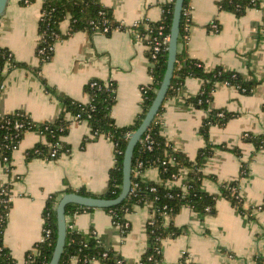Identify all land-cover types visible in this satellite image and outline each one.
<instances>
[{"label": "crops", "instance_id": "crops-1", "mask_svg": "<svg viewBox=\"0 0 264 264\" xmlns=\"http://www.w3.org/2000/svg\"><path fill=\"white\" fill-rule=\"evenodd\" d=\"M19 1L8 0L0 17V46L9 49L16 61L35 68L40 64L35 45L42 0L27 5ZM168 1L100 0L122 28L109 34L81 30L56 41L53 55L41 64L38 74L23 67L8 70L0 91V115L22 110L36 122L58 117L61 104L44 89L39 75L49 87L83 103L89 99L84 86L99 79L115 83V103L111 108L115 124L130 125L140 111L143 88L152 82L147 44L132 27L158 21L162 5ZM217 1H190L187 54L206 70L222 67L245 77L252 74L261 82L250 94L232 85L215 83L208 108L203 109L190 100L200 91L202 81L188 77L177 93L165 100L160 130L173 149L194 159L204 145L199 127L209 110L231 113L225 125L209 128V139L214 145L236 148L239 153L215 148L202 169L208 175L202 188L219 194L223 182L238 179L245 170L239 179V195L246 212L240 213L222 196L216 200L215 216H201L183 207L172 220L177 226L186 225L188 233L162 241V264H179L183 255L197 264H264V208H257L264 198V141L255 149L246 139L249 135H264V0H258V7L248 8L240 17L220 10ZM211 22L218 24L217 30L210 27ZM68 25L66 18L60 23V31L66 33ZM67 118L72 119L68 114ZM62 141L69 147L68 152L54 159L34 157L26 161L25 151L44 142L36 130L27 131L11 154L9 169L5 170L0 161V187L8 184L11 196L3 244L15 264H23L25 254L41 240L42 214L50 195L57 194L59 199L68 187L97 196L106 191L107 173L114 164L112 142L102 135L95 137L86 120L73 119ZM186 173L184 169L180 178L167 180L166 186L180 185ZM140 177L162 182L156 167L145 168ZM150 217L147 205L135 206L125 216L129 229L124 235L102 208L82 211L69 224L82 233L92 229L105 247L133 264L147 248L146 223ZM88 264L102 263L93 260Z\"/></svg>", "mask_w": 264, "mask_h": 264}, {"label": "trees", "instance_id": "trees-1", "mask_svg": "<svg viewBox=\"0 0 264 264\" xmlns=\"http://www.w3.org/2000/svg\"><path fill=\"white\" fill-rule=\"evenodd\" d=\"M33 1L20 0L19 3L27 5ZM174 1L169 0L162 5V13L158 21L143 22L147 23L148 29L155 32L162 26L163 32L169 35ZM190 1L183 0L179 21L178 49L165 99L133 150L130 188L134 184L136 186L133 191H129L128 195L119 204L102 208L110 213L112 221L121 225L120 230L124 235L129 229V224L125 218L126 214L133 211L135 206L147 205L149 207L151 217L146 223L147 248L139 261L133 264H162V241L188 233L186 225L177 226L172 220L183 207H188L201 216H215L217 214L216 200L219 196H222L240 213L246 212L242 207V199L239 195V179L245 175V170L242 171L238 179L223 182L220 185L219 194L207 192L202 188V181L208 176L203 173L202 169L207 160L213 155L215 148H222L235 154L239 153L236 148H229L226 145H214L209 139V128L213 125H225L232 118L231 113L223 109L209 110L208 116L199 127L204 145L197 151L194 159H190L182 151L173 149L171 143L162 135L160 130V115L164 110L165 100L175 95L178 88L188 77L199 78L202 81L200 91L190 100L203 109L208 108L215 83H227L237 87L244 94H250L261 82L252 74L245 77L240 72L226 70L222 67H216L210 71L206 70L199 60L191 58L187 54L185 36L188 35L191 18L190 14L184 12L190 6ZM217 5L220 10L232 12L236 17H240L248 8L258 7L259 1L218 0ZM66 18L69 19L68 30L66 33H62L60 23ZM143 23L132 27L141 35L147 32ZM104 26L108 27L106 34H109L115 28H122L121 25L113 21L110 11L101 4L100 0H42L35 45V54L40 64L33 68L24 62L16 61L9 49L0 46V91L6 72L11 68L23 67L38 74L41 64L47 62L53 55V46L56 41L64 39L77 31L94 32L101 30ZM166 59L167 48L161 51L155 59H150L149 72L152 82L143 88L140 111L133 122L127 126H117L111 117L116 88L113 81L104 82L99 79H92L87 82L84 91L89 99L83 103L49 87L45 79L39 75L44 89L54 95L60 102L61 111L54 121L45 122L33 121L29 114L22 110L0 115V161L2 162L5 157L9 165L13 150L19 145L24 133L31 130H36L43 136L44 142H39L25 151L26 161L34 157L52 159L50 152L53 149L55 150V157L68 152L69 147L62 141V137L68 133V126L73 118L70 120L67 118V114L71 117L78 115L79 119L77 120H86L91 133L95 137L102 135L107 137L113 144L114 164L108 171L107 188L101 197L115 198L121 190L122 161L129 134L138 128L153 101L166 68ZM261 109L264 111V104ZM16 124L20 125L16 126ZM145 135L149 136L147 140L144 139ZM246 139L254 144L255 149H259L263 144L264 135H249ZM139 162H141L140 169L142 171L147 167H156L159 170L162 182L142 180L135 171ZM244 167L243 165V169ZM184 169H187V173L181 180V185L186 186V190L183 191L179 185L167 187L165 182L180 178ZM209 178L211 177L209 176ZM2 188L5 193L0 194V264H15L10 250L3 244V232L11 201L6 200L10 195L9 185L4 184ZM64 192L74 191L68 187ZM76 192L83 196H97L84 189H79ZM57 202V194H52L47 198L42 215L43 229L49 232H42L41 240L35 243L33 250L25 254L23 264H47L49 262L56 241L55 206ZM257 208H264V198ZM92 209L94 208L83 207L74 203L65 206V217L68 219V225L64 248L58 264H73L72 260L76 261L75 264H88L93 260H97L102 264H129L117 251L105 247L92 229L87 233H82L71 227L69 221L76 214ZM165 215L168 216L167 221ZM179 264L197 263L187 260L186 255H183L179 260Z\"/></svg>", "mask_w": 264, "mask_h": 264}, {"label": "water", "instance_id": "water-1", "mask_svg": "<svg viewBox=\"0 0 264 264\" xmlns=\"http://www.w3.org/2000/svg\"><path fill=\"white\" fill-rule=\"evenodd\" d=\"M8 0H0V17L4 13ZM183 0H175L173 6V15L170 25L168 41H167V59L166 68L162 80L155 92L152 103L147 109L142 122L136 130L129 134V140L124 152L122 161V184L118 196L115 198H104L101 196H83L77 192L64 193L55 206L56 216V241L54 248L47 264H58L59 258L64 248L67 220L65 217V206L74 203L83 207L92 208H109L119 204L129 193L130 190V171L131 158L133 150L142 134L147 129L150 122L157 114L162 102L165 99L168 87L170 85L173 66L176 59L179 35V21L182 10Z\"/></svg>", "mask_w": 264, "mask_h": 264}, {"label": "built area", "instance_id": "built-area-1", "mask_svg": "<svg viewBox=\"0 0 264 264\" xmlns=\"http://www.w3.org/2000/svg\"><path fill=\"white\" fill-rule=\"evenodd\" d=\"M184 13L190 14V7H188ZM137 25H141V23H137V24H135V25H133V26L136 27ZM143 26H144L145 29H147V32H146L145 34H142V35H141L140 33L137 32L136 35H137L138 37H141L142 39L145 40V43L147 44V47H148V51H149V53H150L149 58H150V59H155L156 56H157L161 51H163V50H165V49L167 48V47H166V43H167V41H168V35H166V34L163 32V27H162V26H160L155 32L152 31L151 29H148V25H147V23H143ZM210 27H211L213 30H217V29H218V24H217L216 22H211ZM98 31H101V32H103V33H106V32L108 31V27H107V26H104L101 30H98ZM185 38H186V40H187L188 35H186ZM39 52H40V51H39ZM225 84H227V83H225ZM227 85H228V84H227ZM72 118H73V120H75V121H79V120H77V119H79V116H78V115H77V116H73ZM19 125H20V124H16V126H19ZM148 137H149L148 135H145L144 139L147 140ZM50 157H51L52 159L55 157V150H54V149L51 150V152H50ZM2 160H3V161H2L1 163L4 165L5 170L9 169V168H8L9 165H8V163L6 162V158L4 157ZM140 167H141V162L138 163V165H137L135 171H136V174H138V175L141 176V174H142V170L140 169ZM135 186H136V184H134V185L130 188L129 191H130V192L133 191ZM179 186H181V189H182L183 191L186 190V186L181 185V184H180ZM153 189H154V188H153ZM2 193L4 194L5 191H4V189L2 188V186H1V187H0V194H2ZM6 200H7V201H11V196L8 195V197H7ZM0 201H1V199H0ZM258 208H259V207H258ZM167 219H168V216L165 215V220L167 221ZM66 220H67V225H68V219H66ZM112 223L115 224L116 226H118L119 228L121 227V225H120L119 223H116V222H114V221H112ZM126 225H127V223H126ZM43 231H45L46 233L49 232V231L46 230V229H45V230L43 229ZM138 261H139V260H138Z\"/></svg>", "mask_w": 264, "mask_h": 264}, {"label": "rangeland", "instance_id": "rangeland-1", "mask_svg": "<svg viewBox=\"0 0 264 264\" xmlns=\"http://www.w3.org/2000/svg\"><path fill=\"white\" fill-rule=\"evenodd\" d=\"M108 174V173H107Z\"/></svg>", "mask_w": 264, "mask_h": 264}]
</instances>
